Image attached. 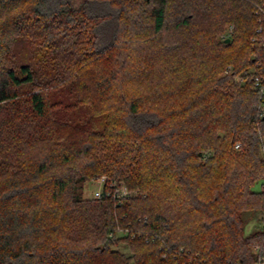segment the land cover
Masks as SVG:
<instances>
[{
	"label": "trees",
	"instance_id": "obj_1",
	"mask_svg": "<svg viewBox=\"0 0 264 264\" xmlns=\"http://www.w3.org/2000/svg\"><path fill=\"white\" fill-rule=\"evenodd\" d=\"M263 69L264 0H0V264H253Z\"/></svg>",
	"mask_w": 264,
	"mask_h": 264
},
{
	"label": "built area",
	"instance_id": "obj_2",
	"mask_svg": "<svg viewBox=\"0 0 264 264\" xmlns=\"http://www.w3.org/2000/svg\"><path fill=\"white\" fill-rule=\"evenodd\" d=\"M253 87L255 91L259 94L260 104L259 112L260 115H264V69L260 70L257 74L253 76ZM239 144H236L238 146ZM98 180L101 184L99 190L95 192L94 197H101L103 195L110 196L117 202H122V200L134 194L128 189V187L123 182H115L106 180L105 176L98 177ZM264 218V212H263ZM253 252L256 254V259L253 264H264V250L262 247L255 245L253 246ZM183 264L186 262L183 260Z\"/></svg>",
	"mask_w": 264,
	"mask_h": 264
},
{
	"label": "rangeland",
	"instance_id": "obj_3",
	"mask_svg": "<svg viewBox=\"0 0 264 264\" xmlns=\"http://www.w3.org/2000/svg\"><path fill=\"white\" fill-rule=\"evenodd\" d=\"M229 32H230V27H227L224 32L220 35L221 38L225 37L228 38L229 37ZM231 70V67L230 66H227L224 73H228L229 71ZM240 76L237 74L235 76L236 79H238ZM101 187V184L98 180V178H92L88 181H86L84 184H83V189H82V193H83V196L86 197V198H93L94 195H95V192L97 190H99ZM255 188H258L257 186ZM130 191H132L133 193H135V190L133 189H130L128 188ZM252 225L251 223L249 224L248 228H250ZM117 234L121 235L122 233L124 232H121V231H117L116 232ZM118 249L124 251V252H128L127 248H125L124 245H120V246H117Z\"/></svg>",
	"mask_w": 264,
	"mask_h": 264
}]
</instances>
